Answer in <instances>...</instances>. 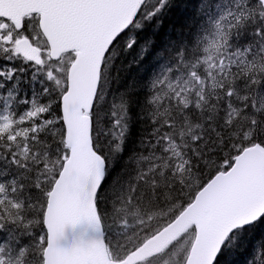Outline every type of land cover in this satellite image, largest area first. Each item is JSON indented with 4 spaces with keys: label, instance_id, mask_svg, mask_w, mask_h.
I'll return each mask as SVG.
<instances>
[{
    "label": "snow or ice",
    "instance_id": "1",
    "mask_svg": "<svg viewBox=\"0 0 264 264\" xmlns=\"http://www.w3.org/2000/svg\"><path fill=\"white\" fill-rule=\"evenodd\" d=\"M171 5L0 0V264H229L264 228V0H198L187 37L144 40L128 152L114 73Z\"/></svg>",
    "mask_w": 264,
    "mask_h": 264
},
{
    "label": "trees",
    "instance_id": "2",
    "mask_svg": "<svg viewBox=\"0 0 264 264\" xmlns=\"http://www.w3.org/2000/svg\"><path fill=\"white\" fill-rule=\"evenodd\" d=\"M197 4L198 0H172L171 7L163 14L156 25L149 26L140 34V43L137 48L121 58L116 73H114L116 83L113 85V91L116 92L118 89L119 92H124L127 90L133 93L135 101L132 108V130L127 144L128 152L136 149L140 139L147 135L149 125L141 117L140 104L143 103L144 85L147 78L158 71V68L154 67L156 65L155 51L146 58L142 55L140 49L143 47V42L149 37H154L157 49H159L169 39L179 40L182 35L187 37V28L193 18V13L196 11ZM5 235V233H0V239H3ZM261 238H264V228H260L253 234L246 249L228 257L229 264H246L250 259L252 246Z\"/></svg>",
    "mask_w": 264,
    "mask_h": 264
},
{
    "label": "bare ground",
    "instance_id": "3",
    "mask_svg": "<svg viewBox=\"0 0 264 264\" xmlns=\"http://www.w3.org/2000/svg\"><path fill=\"white\" fill-rule=\"evenodd\" d=\"M117 86V85H116Z\"/></svg>",
    "mask_w": 264,
    "mask_h": 264
}]
</instances>
